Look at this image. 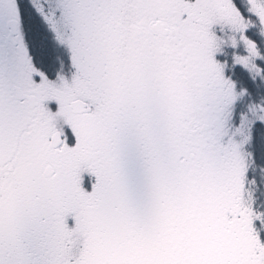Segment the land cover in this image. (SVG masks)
<instances>
[{"label":"snow or ice","instance_id":"6c2138e0","mask_svg":"<svg viewBox=\"0 0 264 264\" xmlns=\"http://www.w3.org/2000/svg\"><path fill=\"white\" fill-rule=\"evenodd\" d=\"M0 264H264V0H0Z\"/></svg>","mask_w":264,"mask_h":264},{"label":"trees","instance_id":"16d2710c","mask_svg":"<svg viewBox=\"0 0 264 264\" xmlns=\"http://www.w3.org/2000/svg\"><path fill=\"white\" fill-rule=\"evenodd\" d=\"M62 60L66 65L65 59ZM38 66L48 75L49 79L54 80L59 70V56L53 43L49 42L43 60Z\"/></svg>","mask_w":264,"mask_h":264},{"label":"rangeland","instance_id":"374dc122","mask_svg":"<svg viewBox=\"0 0 264 264\" xmlns=\"http://www.w3.org/2000/svg\"><path fill=\"white\" fill-rule=\"evenodd\" d=\"M54 44V43H53ZM55 45V47L57 48V50L58 51H60V52H62V53H64V54H66V58H67V60H66V68L64 69V72H65V74H68V72H69V69H70V54L67 52V50L66 49H64V48H62V47H58L56 44H54ZM64 50V51H63ZM39 78L37 77V80H38ZM51 106V108H52V110L53 111H55L56 110V105L53 103V104H51L50 105ZM65 131L68 133V135H69V144L70 145H72V144H74L75 143V140H74V137H72L71 136V133H70V131L67 129V127H65ZM85 187L86 188H89V185L86 183L85 184ZM89 190H90V188H89ZM69 223L71 224V221H69Z\"/></svg>","mask_w":264,"mask_h":264}]
</instances>
